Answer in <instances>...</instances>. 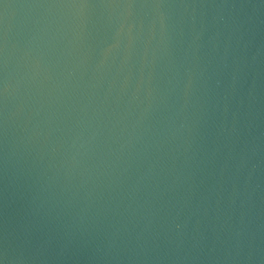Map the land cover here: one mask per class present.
<instances>
[{
	"label": "water",
	"instance_id": "1",
	"mask_svg": "<svg viewBox=\"0 0 264 264\" xmlns=\"http://www.w3.org/2000/svg\"><path fill=\"white\" fill-rule=\"evenodd\" d=\"M0 264H264V0H0Z\"/></svg>",
	"mask_w": 264,
	"mask_h": 264
}]
</instances>
